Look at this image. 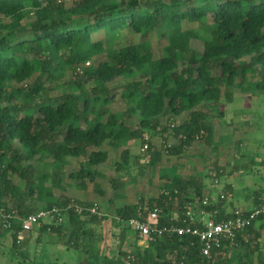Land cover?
Masks as SVG:
<instances>
[{"label": "trees", "instance_id": "1", "mask_svg": "<svg viewBox=\"0 0 264 264\" xmlns=\"http://www.w3.org/2000/svg\"><path fill=\"white\" fill-rule=\"evenodd\" d=\"M124 30L128 41L117 44ZM154 37L167 40L160 54ZM100 54L106 58L95 62ZM68 70L72 74L65 78ZM250 73L260 78L250 82ZM119 77L122 83L111 84ZM236 84L264 91V0H0V208L11 214V227L0 235L17 238L22 218L38 212L41 201L44 208L63 207L65 215L63 221L44 222L42 231L55 234V242L100 254L99 226L109 215L55 191L67 159H84L69 176L85 186L86 177L95 179L92 167L108 158L106 142L118 146L143 137L147 129H159V118L167 113L186 114L174 127L176 142L164 145L170 155L183 154L196 139L209 143L214 134L209 109L223 96L231 100ZM135 114L140 119L133 129L127 120ZM146 143L153 167L162 151L151 139ZM130 152V145L123 146L119 173L130 165ZM50 165L58 171L51 179L44 169ZM113 182L122 185L118 178ZM170 183L157 197L117 208L120 239L130 229L126 221L147 218L153 210L161 227L189 224L174 220L175 200L183 215L197 197L207 210L220 207L217 220L235 216V209H221V199L219 205H203L202 180L176 176ZM258 220L263 222L257 229ZM263 228L264 213L210 256L203 254L199 236L176 231L154 236L143 251L120 253L126 264H264ZM104 257L108 264H122V258Z\"/></svg>", "mask_w": 264, "mask_h": 264}, {"label": "rangeland", "instance_id": "2", "mask_svg": "<svg viewBox=\"0 0 264 264\" xmlns=\"http://www.w3.org/2000/svg\"><path fill=\"white\" fill-rule=\"evenodd\" d=\"M72 3L73 0H68ZM101 32L97 37H103ZM140 36L137 34V38ZM129 34L124 30L123 35L116 40L117 44L125 45ZM153 45L155 52L160 54L162 47L167 43L166 39L154 37ZM193 46L200 48L193 41ZM106 54L94 57L98 62L105 59ZM249 56L246 60H249ZM79 70L77 75H80ZM71 70L66 72L65 78H69ZM257 74H249L250 82L259 79ZM241 79H239L240 82ZM122 77L111 82V84L122 83ZM92 82L85 84L89 90ZM244 86V85H243ZM242 85L236 84L232 87V99L227 97L219 99L212 108L208 122L214 126V134L211 142L203 139H196L191 145L184 149L183 154L170 155L165 149V143L174 144L175 126H178L185 119L186 114L172 115L164 114L159 118L160 127L147 129L143 137L121 142L118 146L106 142L103 148L109 154L105 162L94 165L95 179L86 177L85 186H81L76 179L69 176L70 172L81 167L82 158L69 157L65 163L63 172L59 174V184L55 187L57 195L93 203L91 211L100 215H109V218L102 221L99 229L103 231V240L99 244L102 249L100 254L86 253L79 249L70 247L66 242L57 239L53 233H45L41 230V224H36L30 231L17 233V238L9 232L0 235V264H108L105 254L110 258H122V264L127 263V258L122 257L121 251L132 252L139 247L143 251L150 246V238L141 235L137 230L129 227L125 240L119 238L121 228L117 224L118 217L115 215L117 208L136 203L142 198L148 200L157 197L164 190L169 191L172 187L171 179L176 176H194L203 182V205L216 203L219 205L223 200L222 210L232 211L251 210L257 204V199L264 202V91L248 89L243 90ZM120 89H116L119 98ZM139 115L135 114L128 119V124L135 129L139 126ZM167 125V131L161 128ZM151 139L162 151L161 159L155 166H149L151 153L147 151L146 141ZM131 148L130 165L126 170L119 173L117 162L121 159L123 146ZM147 153V154H146ZM145 158H142V157ZM53 162L51 157L45 158ZM34 164L36 161L33 162ZM47 171L49 179L55 170L53 165L41 168ZM218 172L221 174L218 175ZM118 178L122 182L120 187H115L113 180ZM167 184L163 188L164 184ZM190 196H196L195 186L190 187ZM1 202V200H0ZM38 208H44V203L39 201ZM179 201L175 200L171 211L175 221H186L197 224L201 219H210V214L217 210L220 214V207L207 210L195 198V201L188 204L185 215L180 212ZM63 208V207H61ZM77 210L82 211L78 206ZM0 232L9 226L11 215L0 208ZM14 218L19 216L14 213ZM64 208L63 217L64 220ZM61 221V220H60ZM128 221L125 222V225ZM262 220L255 224L258 229ZM11 227V226H9ZM264 241V228L261 230ZM139 235V239H138ZM160 237V236H159ZM236 234L229 238L234 242ZM264 250V245L262 246ZM173 256V255H170ZM174 257V256H173Z\"/></svg>", "mask_w": 264, "mask_h": 264}, {"label": "built area", "instance_id": "3", "mask_svg": "<svg viewBox=\"0 0 264 264\" xmlns=\"http://www.w3.org/2000/svg\"><path fill=\"white\" fill-rule=\"evenodd\" d=\"M264 213V202L258 204L251 210H239L235 209V216L217 220L219 212L215 210L210 214V219H201L194 224L190 222L187 225L175 224L172 227L159 225V212L153 210L149 213L147 218L132 217L127 222L128 226L134 230H137L142 236L146 235L150 238L154 236H162L164 231H176L180 234L191 233L199 236L202 245V252L205 255L210 256L214 247L219 246L223 240L232 238L239 230L246 227L247 224L260 214ZM63 217V208L54 206L52 208H42L38 212H33L22 218V227L20 232L30 231L36 224H41L45 220L60 221ZM202 222L201 225H198ZM9 226L11 223L9 222Z\"/></svg>", "mask_w": 264, "mask_h": 264}]
</instances>
